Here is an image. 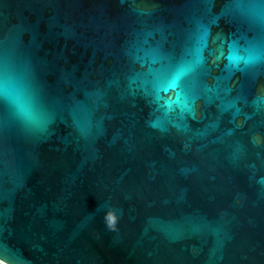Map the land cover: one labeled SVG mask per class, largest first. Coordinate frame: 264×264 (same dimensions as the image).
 Instances as JSON below:
<instances>
[{
    "label": "water",
    "instance_id": "water-1",
    "mask_svg": "<svg viewBox=\"0 0 264 264\" xmlns=\"http://www.w3.org/2000/svg\"><path fill=\"white\" fill-rule=\"evenodd\" d=\"M227 2L0 0V79L34 100L0 98V261L264 264V59L216 51L261 29ZM197 22L191 111L169 109L137 75L151 49L192 59Z\"/></svg>",
    "mask_w": 264,
    "mask_h": 264
},
{
    "label": "snow or ice",
    "instance_id": "snow-or-ice-1",
    "mask_svg": "<svg viewBox=\"0 0 264 264\" xmlns=\"http://www.w3.org/2000/svg\"><path fill=\"white\" fill-rule=\"evenodd\" d=\"M237 8H243L250 19L259 23L261 35L257 40L246 41V45L242 48L238 40L217 35L216 39L220 40V45L216 49L218 53L217 59L224 56V44L227 43L229 49L227 59L229 64L225 67L229 71L233 66H238L240 61H243L244 64L247 65L256 60L264 59V0H228L222 14H231L233 10ZM207 36V26L202 22H197L196 30L190 36V40L193 41V47L185 50L186 56L193 55L194 53L192 59H185L182 57L180 60L173 62L172 58L165 56L158 49L149 50L146 55L150 57L152 64L159 63L160 68H150L147 73L137 75V79H142V86L145 94H152L149 92V84L154 88L159 87L160 90L163 91H167L169 88L179 89L176 101L171 99L167 101L169 109L172 104L180 102L183 104L185 110L191 111L193 89L190 84H182L181 80L189 74L196 73L199 69L203 59L200 52L206 45ZM241 51L243 55L238 54ZM138 59L143 60L144 58L138 57ZM165 61H168V63H165ZM149 77H151V79H149ZM0 98L7 100L22 118L26 120L34 119V100L26 96L23 92L11 88L4 79H0ZM157 99H159L158 93ZM260 101L264 103V97L260 98ZM2 107L3 105L0 103V108ZM152 126H160V121H153Z\"/></svg>",
    "mask_w": 264,
    "mask_h": 264
},
{
    "label": "clouds",
    "instance_id": "clouds-1",
    "mask_svg": "<svg viewBox=\"0 0 264 264\" xmlns=\"http://www.w3.org/2000/svg\"><path fill=\"white\" fill-rule=\"evenodd\" d=\"M0 264H4V262L3 261H0Z\"/></svg>",
    "mask_w": 264,
    "mask_h": 264
}]
</instances>
